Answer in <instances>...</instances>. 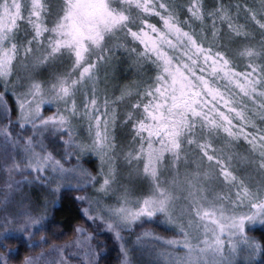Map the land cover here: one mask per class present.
Here are the masks:
<instances>
[{
	"label": "snow or ice",
	"instance_id": "obj_1",
	"mask_svg": "<svg viewBox=\"0 0 264 264\" xmlns=\"http://www.w3.org/2000/svg\"><path fill=\"white\" fill-rule=\"evenodd\" d=\"M152 222L147 264H264V0H0V264H139Z\"/></svg>",
	"mask_w": 264,
	"mask_h": 264
},
{
	"label": "trees",
	"instance_id": "obj_2",
	"mask_svg": "<svg viewBox=\"0 0 264 264\" xmlns=\"http://www.w3.org/2000/svg\"><path fill=\"white\" fill-rule=\"evenodd\" d=\"M115 69L118 70L117 75V81L119 83H124L130 79L133 78V71L129 69L127 64L123 60H118L115 62L114 66ZM34 197L37 198L38 203L43 201L42 195H39V192L37 193L34 191ZM38 195V196H37ZM79 205L75 202H73L71 198V194H65L64 198L61 200L59 209L56 210L55 216H54V222L56 225H59V228H54L53 230L62 233L63 235L59 240H57V243H63L66 240H70L73 238V227L77 223H82L83 220L79 214L78 211ZM69 210V214L65 217H60L57 213L58 211L62 210ZM153 229H151L153 232L162 234V235H170L171 230H169L168 226H165L163 224H155L152 225ZM173 233V232H172ZM257 238H260L262 234H264V230H257L252 233ZM104 241V245L106 247V253L102 256L101 264H119V248L117 247L116 243L112 239L111 236L103 235L102 237ZM36 251H39V249H36ZM27 249L24 247V245L20 246V255L23 256L26 254ZM262 258H259L258 263L260 264Z\"/></svg>",
	"mask_w": 264,
	"mask_h": 264
},
{
	"label": "rangeland",
	"instance_id": "obj_3",
	"mask_svg": "<svg viewBox=\"0 0 264 264\" xmlns=\"http://www.w3.org/2000/svg\"><path fill=\"white\" fill-rule=\"evenodd\" d=\"M116 74H118V70L113 67L110 70V76H111V78L113 80V83H119L117 81V79H116L117 78V75ZM25 191L31 195L33 201L36 202V203H38V201H37V198L34 197V194H33L34 191H36L37 193L39 192V195L40 194L42 195L43 200L45 198L44 197V191L41 188H39V187H30L29 186V187H26L25 188ZM60 203H61V200L58 202V204L56 206L57 209H59L58 207L60 206ZM57 214L60 217H65V216H67L69 214V210L68 209L67 210H64V211L60 210V211H58ZM83 223H84V221L81 224H83ZM155 224H162V223L152 222V223L145 224V225H142L140 227H137L132 235H128L127 233H125V239L128 240V241H130V242L135 241L137 235H141L142 244L136 245L135 246L136 247V250L133 253V259L136 260V261H139V264H147V261L150 259V257L148 256L147 252L146 251H141V249L142 248L143 249L152 248L157 243L152 236H144L143 235L144 231H146V230L153 232L151 229H153L152 228L153 227L152 225H155ZM153 233L155 235L164 236L166 238H171L173 236V233L172 232H171L170 235H162V234H158V233H155V232H153ZM103 235L111 236L112 239L114 240V242L116 243L117 247L119 248V242H117L113 238V236H112L111 233H108V232H105V231L98 232L97 239H98L99 242H101L104 245V241L102 239ZM37 239H38V237H37ZM130 246H131V244H130ZM105 253H106V247L104 245V248L102 250L101 255L103 256ZM258 260H259V258H258ZM257 263H258V261H257ZM100 264H101V262H100Z\"/></svg>",
	"mask_w": 264,
	"mask_h": 264
}]
</instances>
